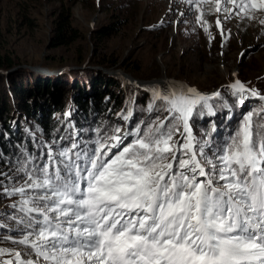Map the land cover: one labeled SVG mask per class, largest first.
I'll use <instances>...</instances> for the list:
<instances>
[{"label": "snow or ice", "instance_id": "snow-or-ice-1", "mask_svg": "<svg viewBox=\"0 0 264 264\" xmlns=\"http://www.w3.org/2000/svg\"><path fill=\"white\" fill-rule=\"evenodd\" d=\"M182 2L189 11L201 6ZM225 3L239 7L241 19L255 18L248 4ZM251 9L264 11V0H251ZM227 87L239 105L260 104L211 157L205 149L213 146L193 136L190 120L214 115L209 101L220 92L159 83L148 89L147 110L164 111L163 120L97 129L83 146L49 149L51 165L26 167L29 157L18 168L23 184L4 190L21 197L10 207L18 210L13 242L24 249L0 248V264H264V94L238 79Z\"/></svg>", "mask_w": 264, "mask_h": 264}, {"label": "rangeland", "instance_id": "rangeland-1", "mask_svg": "<svg viewBox=\"0 0 264 264\" xmlns=\"http://www.w3.org/2000/svg\"><path fill=\"white\" fill-rule=\"evenodd\" d=\"M236 3L248 4L255 18L241 19L239 7L225 0H220L219 13L215 11V0H201L199 10L193 4L191 11L182 0H0V58L14 63L12 67L0 64V76L7 79L22 69L24 82L32 83L37 76H66L70 82L75 78L87 82L100 73L103 78L119 80V89L128 104L127 115L134 112V97L132 102L128 98L129 86L148 90L155 85L147 83L152 80H160L161 89L171 84L186 85L202 94H211L241 78L252 89L255 82L264 85V25L259 22L264 19V11L251 9V0ZM225 7L232 9L231 14L223 11ZM60 14L68 17L71 37L75 39L53 46L55 20ZM217 19L221 21L220 27L216 25ZM127 21L130 23L126 24ZM101 28L107 35L98 40L94 33ZM79 56L84 57L83 62L75 60ZM98 59L116 63L101 65ZM127 66L140 68V72L152 77L142 78L141 73L127 71ZM196 85L209 90H200ZM248 100L250 103L251 99ZM11 106V116L16 120L19 106L15 101ZM132 115L123 121L121 129L131 130ZM164 117H154L148 124ZM145 118L144 114L139 122ZM192 134L195 135L193 130ZM198 138L201 142L210 141L209 137ZM174 139L180 140L179 135ZM14 178L16 181H11ZM23 182L24 176L19 172H0V247L10 251H21L13 246L17 245L13 241L20 237L11 219L18 210L10 207L21 197L8 196L4 190L20 187ZM3 227L15 233L4 234ZM19 247L24 249L23 245Z\"/></svg>", "mask_w": 264, "mask_h": 264}, {"label": "trees", "instance_id": "trees-1", "mask_svg": "<svg viewBox=\"0 0 264 264\" xmlns=\"http://www.w3.org/2000/svg\"><path fill=\"white\" fill-rule=\"evenodd\" d=\"M128 23L130 22L127 21L126 24ZM102 30L105 29L101 28L94 33L98 40L107 35V32L103 33ZM54 32L51 40L53 46L65 45L75 39L71 37L72 28L68 17L63 14L55 20ZM75 60L83 62L84 57L79 56ZM98 61L97 63L101 65L116 63L109 59H98ZM0 64L12 67L14 63L2 57ZM127 71L141 73L142 78L152 77L149 74L144 75L140 72V68L127 66ZM12 74L7 79L0 76V172L8 170L11 174L18 173L16 172L18 168L29 157L31 160L25 165L26 167L51 165L47 157L49 149L56 154L66 148H71L74 142H79L83 146L95 140L105 130H108L110 134L111 129L124 127L123 116L127 115L128 104L125 103L126 98L119 89V80L115 78H103L99 73L87 82L78 78L70 82L66 76L45 78L37 76L32 83H29L23 81L24 71L22 69ZM239 81L243 83V79L240 78ZM254 86V89L264 94L263 84L255 82ZM194 87L203 91L209 90L205 87L203 89L202 85ZM114 88L118 92H115ZM218 91L220 96L213 97L209 101L212 104L214 115L205 111L204 115H196L190 120L194 136L209 137L213 146L212 151L216 145L226 142L230 134L238 129L243 116L258 108L260 104L258 99L251 98L250 103L247 100L246 104L241 106L238 103V97H233L228 87L223 86ZM71 92L72 94L69 95ZM127 92H129L128 98L131 102L134 97V112L129 120L131 129L142 121L139 122V119L144 117V114L146 123L150 119L152 121L154 117L159 118L166 115L164 111L149 112L147 110L152 100V93L147 89L142 87L134 90L129 86ZM211 94L207 95L211 96ZM13 101L17 102L20 111L16 120L11 116ZM97 129H100V133ZM198 137L195 138L200 141ZM212 151L206 150L209 157ZM5 158L8 160L6 163L3 160ZM11 181L15 182L16 179ZM3 229L4 234L6 232L15 233L9 228L3 227ZM0 230H2L1 225ZM2 236L3 232L0 237ZM13 246L23 251L18 244H13ZM6 256L8 255L3 258L12 259Z\"/></svg>", "mask_w": 264, "mask_h": 264}, {"label": "water", "instance_id": "water-1", "mask_svg": "<svg viewBox=\"0 0 264 264\" xmlns=\"http://www.w3.org/2000/svg\"><path fill=\"white\" fill-rule=\"evenodd\" d=\"M153 82H155V81H154V80H152V81H149V82H147V83H149V84H150V83H153ZM142 83H143V84H146V82H144V81H143ZM205 93H207V92H205ZM205 93H204V94H205Z\"/></svg>", "mask_w": 264, "mask_h": 264}, {"label": "bare ground", "instance_id": "bare-ground-1", "mask_svg": "<svg viewBox=\"0 0 264 264\" xmlns=\"http://www.w3.org/2000/svg\"><path fill=\"white\" fill-rule=\"evenodd\" d=\"M154 81L155 82L152 83L153 85L161 82L160 80H154Z\"/></svg>", "mask_w": 264, "mask_h": 264}]
</instances>
